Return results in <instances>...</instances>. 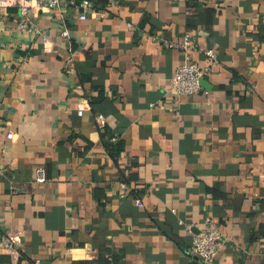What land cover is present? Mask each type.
I'll return each instance as SVG.
<instances>
[{"label":"crops","instance_id":"obj_1","mask_svg":"<svg viewBox=\"0 0 264 264\" xmlns=\"http://www.w3.org/2000/svg\"><path fill=\"white\" fill-rule=\"evenodd\" d=\"M89 1L37 14L48 47L3 10L0 232L21 246L1 264H202L208 221L210 264H264V0ZM187 35L209 74L177 96L163 41Z\"/></svg>","mask_w":264,"mask_h":264},{"label":"built area","instance_id":"obj_2","mask_svg":"<svg viewBox=\"0 0 264 264\" xmlns=\"http://www.w3.org/2000/svg\"><path fill=\"white\" fill-rule=\"evenodd\" d=\"M190 1V0H186ZM63 6H68L78 15L79 20H86L89 10L92 8L89 0H0V19L3 16V10L17 8L20 11L22 19L18 23V28L23 32H30L42 36L43 43L48 47L51 42L45 36L35 22L37 14L42 10H57ZM31 16V17H30ZM64 38L69 37V32L64 30L62 33ZM163 45L167 48L180 51L184 54L185 60L178 67L171 79L172 91L177 96H193L201 91V82L209 74L207 68H203L194 61H189L190 53L197 50L198 44L191 36H184L179 41L164 40ZM206 56L213 64H218L215 52L211 49L205 51ZM177 103L179 100L176 101ZM99 128L106 127V118L103 115L96 117ZM34 180L38 184L47 182V174L44 167L37 168ZM19 190H15L18 192ZM137 206L143 207V203L138 201ZM18 233L7 231L0 232V264L2 253L15 255L21 246L20 236ZM224 235L221 227L208 221L202 230L193 235V241L190 249L192 256L200 259L202 264H210L221 252L223 247Z\"/></svg>","mask_w":264,"mask_h":264}]
</instances>
